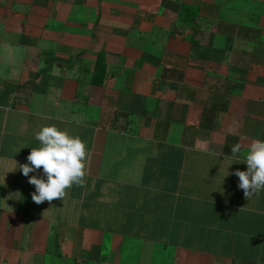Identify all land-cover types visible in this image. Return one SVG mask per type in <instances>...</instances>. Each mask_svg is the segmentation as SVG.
Wrapping results in <instances>:
<instances>
[{
  "label": "crops",
  "instance_id": "1",
  "mask_svg": "<svg viewBox=\"0 0 264 264\" xmlns=\"http://www.w3.org/2000/svg\"><path fill=\"white\" fill-rule=\"evenodd\" d=\"M52 125L85 184L38 205ZM254 140L264 0H0V264H264V190L223 162Z\"/></svg>",
  "mask_w": 264,
  "mask_h": 264
},
{
  "label": "clouds",
  "instance_id": "2",
  "mask_svg": "<svg viewBox=\"0 0 264 264\" xmlns=\"http://www.w3.org/2000/svg\"><path fill=\"white\" fill-rule=\"evenodd\" d=\"M35 139L41 146L32 148L27 157L28 163L19 165L25 177L40 169L47 177L44 179L33 175L29 178L28 182L35 186L33 202L39 205L64 198L67 189L85 184L87 147L79 136H72L52 125L42 126L35 133ZM241 148V143L233 145L231 157L223 156V162H227L228 168L233 163L247 164V171L237 169L231 174L239 178L238 188L243 190L245 199L250 200L264 190V141H252L243 160L237 159Z\"/></svg>",
  "mask_w": 264,
  "mask_h": 264
}]
</instances>
